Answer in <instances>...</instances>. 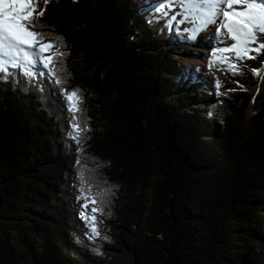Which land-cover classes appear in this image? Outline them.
Instances as JSON below:
<instances>
[{"label":"trees","instance_id":"obj_1","mask_svg":"<svg viewBox=\"0 0 264 264\" xmlns=\"http://www.w3.org/2000/svg\"><path fill=\"white\" fill-rule=\"evenodd\" d=\"M147 2L50 0L56 77L0 73V264H264V60L207 105ZM81 189L100 213L113 191L118 247L90 238Z\"/></svg>","mask_w":264,"mask_h":264},{"label":"snow or ice","instance_id":"obj_2","mask_svg":"<svg viewBox=\"0 0 264 264\" xmlns=\"http://www.w3.org/2000/svg\"><path fill=\"white\" fill-rule=\"evenodd\" d=\"M186 13L185 19H190L195 27L192 29L190 39H195L196 34L209 25H216L214 38L223 42L225 32L233 43L223 48L212 51L209 67L217 62L226 63L224 71L236 74L239 71L237 62L245 59H256L252 53H264V0H179ZM50 0H43L44 8H40V0H0V73L11 75L10 69H19L28 78L36 75H50L56 77V57H62L63 52L44 32L37 31V24L45 15ZM163 11V7L158 9ZM172 19H175L173 16ZM171 27V25H169ZM59 39V38H57ZM218 53H232L231 57ZM42 65L47 72L37 73L36 69ZM254 74L260 75L259 69H253ZM54 83L61 84L60 78H55ZM239 83V82H237ZM216 87H221V82L216 80ZM234 91L235 89H229ZM64 97L70 113L80 111L82 97L79 90L67 92ZM211 115V113H209ZM75 121L76 117H72ZM73 139H78L82 131L78 123L72 125ZM85 203L82 205L81 217L91 229L90 238L100 235L96 226V215L102 209L91 207L97 204L95 197L89 198L84 189H81Z\"/></svg>","mask_w":264,"mask_h":264},{"label":"rangeland","instance_id":"obj_3","mask_svg":"<svg viewBox=\"0 0 264 264\" xmlns=\"http://www.w3.org/2000/svg\"><path fill=\"white\" fill-rule=\"evenodd\" d=\"M42 2H43V0H40V5H39L40 7H42V4H43ZM161 2L163 4H166V3L172 2V0H162ZM162 14H164V11H162ZM187 20H190V19H185V17H184L182 19L177 20L176 24L180 25V30H182L183 32H185L183 26H186L189 23ZM182 21H185V23H184L185 25L181 24ZM207 36H205V34H204V36H202V37H207ZM186 38H188V35H186ZM184 42H186V41H181L180 47H184L183 46ZM196 48L197 47H194V46H187V47H184V49L182 50V52L180 54H173L172 55V58L178 62L179 68H181L182 70L188 71L192 76H195L196 79H201L203 81V83H205V85L208 87L204 92L205 94L208 92V97L211 96V94L213 95V93H219V92H222L226 89L232 88L231 87L232 86L231 85L232 80L228 79V77L225 73L226 71L223 70L227 66L226 63H222L223 65L220 64L222 68L215 66V65L213 67H216V68H211V67H209V64L207 63L206 58L204 57L205 56L204 52L207 50H202L204 52H201ZM232 55L233 54H230V55H227L226 57H231ZM252 55L256 56V59H245V60H243V62L245 63L246 66L256 67L257 65H259L260 63L263 62L264 53H261L260 55H256L255 53H252ZM216 80H219L221 82V87L219 89H217V87H216ZM191 107H194V106H190V108ZM201 107L206 109V106L201 105ZM194 110H195V108H194ZM112 194H113V191H112V193L106 192L102 196V198L107 197V199H108L106 208L102 213H100V211L95 213L97 228L99 229V232L103 233V234L106 232H109L110 228H108V227H106V225L104 226L102 224V222H101L102 216H106L107 218H110V217H112V215L115 214L114 206L112 205L113 201L111 199ZM78 196H79V199L82 200V198H81L82 194L79 193ZM89 198L91 199L92 197H89ZM63 200H66V199L64 198ZM63 203L66 206L67 205L69 206L70 202L65 203V201H64ZM84 203H85V201H84ZM91 204L92 203L89 202V206ZM94 206L96 207V205H94ZM107 238H108L107 236H104L102 239L103 242L105 240H107ZM108 240H109V238H108ZM110 242H112V245H114L115 247H118L117 246L118 244L116 242H113V240ZM113 251H116V253L120 252V251L115 250V249H113Z\"/></svg>","mask_w":264,"mask_h":264},{"label":"clouds","instance_id":"obj_4","mask_svg":"<svg viewBox=\"0 0 264 264\" xmlns=\"http://www.w3.org/2000/svg\"><path fill=\"white\" fill-rule=\"evenodd\" d=\"M171 32H172V31H171ZM187 72H188V71H187ZM188 74L193 78V81H196V80H197V81H201V82L203 83V81H202L201 79H196V77H195V76H192L189 72H188ZM204 85H205V83H204ZM207 88H208V87H207ZM205 90H206V89H202L203 93L205 92ZM213 95H214V93H213ZM203 96H204V97L206 96V97H205L206 100H205L204 103H207V105H209V103L212 102V99H211L212 94H211V96H209L210 98L208 97V92H207L206 94L204 93ZM208 98H209V99H208ZM209 100H210V101H209ZM203 101H204V100H203ZM208 101H209V102H208ZM207 109H208V107H206V110H207ZM102 217H106V216H102ZM96 226H97V224H96ZM89 229H90V228H89ZM98 230H99V229H98ZM90 231H91V229H90ZM106 233H107V232H106ZM106 233H104V234H103V233H100V235H99L98 237H95L94 240H95V241L101 240V241L103 242L102 239H103L104 236H106ZM103 243H104V242H103Z\"/></svg>","mask_w":264,"mask_h":264},{"label":"bare ground","instance_id":"obj_5","mask_svg":"<svg viewBox=\"0 0 264 264\" xmlns=\"http://www.w3.org/2000/svg\"><path fill=\"white\" fill-rule=\"evenodd\" d=\"M206 30H207V29H206ZM206 30H204L205 33H203L202 36H204V34H205V36L208 35V32H209V31H208V30L206 31ZM212 31H213V30H212ZM213 39H214V38H213ZM221 39H222V38H221ZM216 42H217V45H216L217 48H218V47H222V46L224 45V41L221 42L220 40L217 39ZM217 55H218V54H217Z\"/></svg>","mask_w":264,"mask_h":264}]
</instances>
